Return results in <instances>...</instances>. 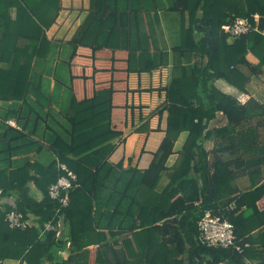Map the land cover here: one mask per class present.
I'll return each instance as SVG.
<instances>
[{
	"label": "trees",
	"instance_id": "1",
	"mask_svg": "<svg viewBox=\"0 0 264 264\" xmlns=\"http://www.w3.org/2000/svg\"><path fill=\"white\" fill-rule=\"evenodd\" d=\"M144 1L154 6L153 18L147 21L150 8L138 6ZM159 7L158 0H91L88 15L68 41L70 128L66 134L55 131L49 137L47 149L54 158L48 164L30 158L18 164L12 161L17 151L13 143L28 138L23 129L10 126L14 135L0 149V157L4 155L0 158L1 264H245L248 238L237 237L242 251L207 246L199 240L198 223L210 210L228 218L238 234L236 220L245 215L238 217L240 209L247 205L257 213V202L264 197L261 163L247 165L241 157L224 160L216 150L208 151L203 141L212 135L209 123L219 112L227 119L218 129L223 136L253 116H264V103L253 97L242 103L213 82L223 78L246 91L249 77L242 67L261 73L264 0H171L166 10L189 15V25L182 26V39L173 50L184 55L194 51L207 60L182 66L180 76L166 88L168 127L149 167L126 169L122 161L111 162L110 156L116 148L113 140L127 126L123 116L130 109L128 73L169 62L168 51L157 45L154 33ZM61 10V0H0V30L5 34L0 41V52L4 48L0 100H24L30 93L34 61L48 46L47 29ZM256 13L261 16L259 29L229 42L224 26ZM21 35L27 39L23 46L17 45ZM31 49L34 53L29 54ZM249 52L260 58L257 65L247 59ZM183 131L188 132L183 149L169 167L167 161ZM4 160L7 165L1 164ZM60 163L76 175L67 205L49 193V186L66 174ZM241 168L260 177L254 188L232 196L239 191L233 181ZM166 172L170 179L161 188ZM12 208L25 218L33 215L36 223L11 227L6 214ZM59 223L68 229L67 235ZM262 225L264 219L242 229L243 235ZM120 241L122 245L116 247ZM95 244L98 248L92 252L89 246ZM67 245L70 252L64 258L58 251Z\"/></svg>",
	"mask_w": 264,
	"mask_h": 264
},
{
	"label": "crops",
	"instance_id": "2",
	"mask_svg": "<svg viewBox=\"0 0 264 264\" xmlns=\"http://www.w3.org/2000/svg\"><path fill=\"white\" fill-rule=\"evenodd\" d=\"M62 10L60 11L56 21L47 29V37L49 44L46 49L42 50L34 61L32 68V84L31 91L24 100H0L3 108L2 117L5 119L7 107L12 105L19 109L20 117L10 116L16 119L17 124L24 133L34 138L23 143L19 141L13 143L17 146V150L11 157L16 162L21 157L23 161L26 158L40 161L48 164L54 155L47 149L48 139L59 132V125L56 114L53 110H58L63 105L69 106L71 94V68L69 65V56L71 47L68 41L75 34L78 26L83 22L89 13L91 0H61ZM171 4V0H158L159 20L153 23L154 33L157 38V45L164 51H168L169 59L167 64L160 65L152 70H132L128 73L127 89L128 103L130 109L127 115L123 116L127 126L123 134L113 140L116 148L110 156L113 163L123 162L124 168H138L144 170L149 167L154 159V153L159 149L163 138L166 135L168 127V110L164 109L167 104V90L174 77H179L182 73V66H192L206 62L207 58L194 51L187 52V55L181 51H174L173 47L177 46L182 39L181 28L183 25H189V15L186 12H173L166 10ZM148 6L150 14L147 15L146 21L153 18V5L147 2L138 3V6ZM153 6V7H152ZM12 18H16V9L10 11ZM144 21V20H143ZM4 29L0 30V41L5 39ZM229 42L232 39L229 38ZM27 43L24 35L17 38V45L23 46ZM1 46H3L1 44ZM4 48H2V51ZM2 51L0 55H2ZM154 52V51H152ZM262 53V51H259ZM34 53L31 49L29 54ZM260 56V55H259ZM247 59L257 65L260 58L252 52L247 54ZM138 61L135 66H138ZM4 65L7 63L4 62ZM73 68V67H72ZM243 71L248 75L249 80L246 84V91L240 90L237 86L231 84L223 78H217L213 82L220 90L236 96L242 103L247 102L250 98H255L259 102L264 103V64L259 74L250 72L249 68L242 67ZM67 107L62 111L66 118L67 127L62 126L63 134L67 133L70 128L67 120ZM25 119H21L22 117ZM3 119V120H4ZM227 124V119L222 112H219L209 123V128L213 130L212 135L203 141L204 147L208 151L216 150V152L224 159H233L241 157L246 161L247 165L261 163L260 175L264 178V116H253L242 124L238 125L235 130L226 136L221 134L218 129ZM66 131V132H65ZM14 129L0 121V137L5 139L8 144L14 135ZM188 136L187 131H183L175 143V152L169 157L167 165L173 167L176 163L180 151ZM35 139L45 140L43 145ZM37 142V143H35ZM42 146H41V145ZM41 146V147H40ZM19 154V155H18ZM51 156V157H49ZM50 159V160H49ZM49 160V161H48ZM8 160H4L5 165ZM23 163V162H22ZM238 170V176L233 181V186L238 188L237 193L254 188L260 175L256 172L244 168ZM240 170V171H239ZM169 172L164 173L160 187L162 188L169 182ZM166 181V182H165ZM165 183V184H164ZM257 213L248 209L247 205H243L238 213L245 215L237 219L236 230L240 235L239 240L249 239L247 241L244 262L245 264H264V225L256 227L251 233L244 234L242 229L258 223L260 219H264V197L257 202ZM236 226V225H235ZM250 239H253L252 241ZM122 242L115 244L120 247ZM89 248L94 250L98 248V244L90 245ZM93 252V251H92ZM93 255V254H92ZM64 258L67 257L63 255ZM96 259V256H92ZM9 264H18L10 262Z\"/></svg>",
	"mask_w": 264,
	"mask_h": 264
},
{
	"label": "built area",
	"instance_id": "3",
	"mask_svg": "<svg viewBox=\"0 0 264 264\" xmlns=\"http://www.w3.org/2000/svg\"><path fill=\"white\" fill-rule=\"evenodd\" d=\"M252 18L256 24L253 23ZM260 18L261 16L257 13L252 17H238L233 23L225 25L224 29L229 34V38L235 39L252 30H258ZM4 122L8 126L21 129V127L17 124L16 119L13 117L5 119ZM60 167L66 171V174L60 176L58 181L52 183L49 186V193L52 198L59 199L63 205H67L69 203V189L72 187V181L76 179V175L67 167L66 164L60 163ZM231 207L233 208L234 204ZM6 220L13 228L26 227L36 223L35 217L33 215L25 218L23 213L18 211L16 208H12L7 211ZM61 225L62 224L59 223L58 228H61ZM48 226L51 227V225ZM198 228L199 240L204 245L223 248H236L239 251L243 250V247L238 243L239 240L237 239L235 226L228 218L214 214L209 210L206 211L199 220ZM219 264L229 263L227 261H223Z\"/></svg>",
	"mask_w": 264,
	"mask_h": 264
},
{
	"label": "rangeland",
	"instance_id": "4",
	"mask_svg": "<svg viewBox=\"0 0 264 264\" xmlns=\"http://www.w3.org/2000/svg\"><path fill=\"white\" fill-rule=\"evenodd\" d=\"M67 107V105L66 106H62V107H60V109H59V111L58 110H53V112H54V114H56V118H57V120L60 122L59 123V125H57L56 124V127L57 128H59L60 129V131L62 132L61 134H63V130L61 129L62 128V126H66L67 125V121H66V118L63 116V110L65 109ZM61 108H62V111H61ZM19 109H17L16 107H14V106H12V105H10V106H8L7 107V110L5 111L6 112V115H9V116H16V117H20V114L18 113L19 111H18ZM1 113H3V108H2V106L0 105V116H1V118H3L2 117V115H1ZM21 119H25V117L23 116ZM0 121H2L3 122V120H1L0 119ZM6 124V123H5ZM64 126V127H65ZM69 126V125H68ZM66 128H68L67 126H66ZM66 132V131H65ZM14 134V133H13ZM26 136H27V138L28 139H26V140H20V141H28V140H34V138H32L31 136H29V135H27L26 134ZM35 140H37L38 142H40V143H42L43 145H46V144H44V141L45 140H40V139H35ZM46 142V141H45ZM6 141H5V139H2L1 137H0V149H3V148H6ZM19 155V154H18ZM4 155H2L1 157H3ZM0 157V158H1ZM49 157H51V156H49ZM17 160L18 161H16L15 163L16 164H18V163H22L23 162V159L21 158V157H18L17 158ZM50 160V159H49ZM48 160V161H49ZM2 165H5V163H1ZM166 182V181H165ZM165 184V183H164ZM61 228H62V234H63V232H64V235H67L68 233V229L64 226V225H61ZM69 252H70V245H67L64 249H61V250H59L58 251V253L61 255V256H63V255H66L67 254V256L69 255ZM48 264V263H47Z\"/></svg>",
	"mask_w": 264,
	"mask_h": 264
}]
</instances>
